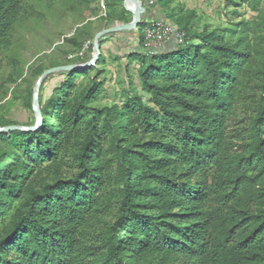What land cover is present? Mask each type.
I'll return each instance as SVG.
<instances>
[{
	"label": "trees",
	"instance_id": "1",
	"mask_svg": "<svg viewBox=\"0 0 264 264\" xmlns=\"http://www.w3.org/2000/svg\"><path fill=\"white\" fill-rule=\"evenodd\" d=\"M24 1L0 0V53ZM155 3L184 42L132 53L139 87L95 106L103 72L63 71L37 130L0 133V264H264V0L202 30L193 9ZM6 95L0 81V108Z\"/></svg>",
	"mask_w": 264,
	"mask_h": 264
},
{
	"label": "rangeland",
	"instance_id": "2",
	"mask_svg": "<svg viewBox=\"0 0 264 264\" xmlns=\"http://www.w3.org/2000/svg\"><path fill=\"white\" fill-rule=\"evenodd\" d=\"M110 1V0H109ZM114 2L115 12L109 16L107 8L101 5L93 11L82 0H25L18 24L12 31L10 45L0 53L2 62L0 81L7 88L6 103L0 108V116H6L20 125L32 126L36 123L32 106L27 104L28 93L34 89L38 69H49L62 65H83L93 56V39L102 29L127 23L115 16L122 10L128 22L132 13L124 6V0ZM144 8L141 16V30L122 31L101 37L98 40L103 58L96 61L89 76L102 71L106 84L101 97L94 102L95 106L109 105L124 97L128 81L132 80L139 87L137 69L139 63L130 58L132 53L138 54L141 49L133 47L135 37L141 46L142 30L148 24L164 19L163 12L155 0H140ZM108 0H104V6ZM183 4L185 10L193 9V27L202 30L204 26H217L220 29L231 26L237 17L232 13L237 8L246 18L255 15L248 7L246 0H237L241 7L228 3V0H176ZM172 6V5H171ZM158 14H157V13ZM105 13V15H103ZM110 20L104 19L107 16ZM106 16V17H105ZM133 40V41H132ZM129 44V47L127 43ZM91 48H85V46ZM81 52H83L81 54ZM150 54V53H148ZM131 59V60H130ZM81 73L82 71H77ZM62 71L47 75L40 86L39 97L45 102L54 87L62 80ZM84 85V80L78 79ZM83 82V83H82ZM79 87L75 90L77 91ZM139 89V88H138ZM32 100V98H31ZM47 109V108H46ZM247 113L238 110L228 121V129L236 134L247 120Z\"/></svg>",
	"mask_w": 264,
	"mask_h": 264
},
{
	"label": "water",
	"instance_id": "3",
	"mask_svg": "<svg viewBox=\"0 0 264 264\" xmlns=\"http://www.w3.org/2000/svg\"><path fill=\"white\" fill-rule=\"evenodd\" d=\"M127 1L128 0H124V6L126 7L127 10H129L132 13V19L130 22L127 23H123V24H118V25H114L112 27L109 28H105L102 29L100 32H98L94 39H93V49H94V53L92 58L90 59V61H88L87 63H84L83 65H62V66H57V67H53V68H49L44 70L37 78L34 89H33V93H32V100H31V106L32 109L35 113V117H36V123L32 126H26V125H8V126H0V133H8L10 131L13 130H20V131H35L37 130L43 121V117L39 108V104H38V96H39V91H40V86L44 80V78L47 75L53 74L55 72H63V71H78L84 68H89L91 66H93L96 61L98 60V57L101 53L100 50V46L98 44V40L101 37H104L106 35H110L112 33H118V32H122V31H131L133 29H137V27L139 26V24L141 23V16H142V12L144 10V8L142 7L141 1L140 0H130L134 5H136V9H131L127 6Z\"/></svg>",
	"mask_w": 264,
	"mask_h": 264
},
{
	"label": "built area",
	"instance_id": "4",
	"mask_svg": "<svg viewBox=\"0 0 264 264\" xmlns=\"http://www.w3.org/2000/svg\"><path fill=\"white\" fill-rule=\"evenodd\" d=\"M150 2L152 3V0ZM100 5L102 10H104V0H100ZM168 42L181 44L184 42V34L172 24L164 21L148 24L143 28L141 48L144 53H155ZM88 47L87 44L85 48Z\"/></svg>",
	"mask_w": 264,
	"mask_h": 264
},
{
	"label": "crops",
	"instance_id": "5",
	"mask_svg": "<svg viewBox=\"0 0 264 264\" xmlns=\"http://www.w3.org/2000/svg\"><path fill=\"white\" fill-rule=\"evenodd\" d=\"M139 38L135 37L133 40L135 41V43H133V47L137 48V46L142 50L141 46H140V43H139ZM132 40V41H133ZM127 43V42H126ZM170 44H172V42H168L167 44H165L164 46L168 47ZM128 47H129V44L127 43Z\"/></svg>",
	"mask_w": 264,
	"mask_h": 264
},
{
	"label": "bare ground",
	"instance_id": "6",
	"mask_svg": "<svg viewBox=\"0 0 264 264\" xmlns=\"http://www.w3.org/2000/svg\"><path fill=\"white\" fill-rule=\"evenodd\" d=\"M127 6L131 9H136V5H134L130 0L127 1Z\"/></svg>",
	"mask_w": 264,
	"mask_h": 264
}]
</instances>
